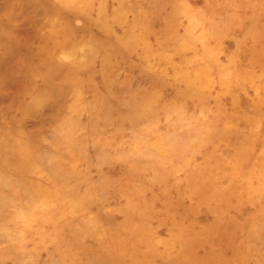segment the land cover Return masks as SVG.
I'll return each instance as SVG.
<instances>
[{
	"label": "rangeland",
	"instance_id": "374dc122",
	"mask_svg": "<svg viewBox=\"0 0 264 264\" xmlns=\"http://www.w3.org/2000/svg\"><path fill=\"white\" fill-rule=\"evenodd\" d=\"M0 264H264V0H0Z\"/></svg>",
	"mask_w": 264,
	"mask_h": 264
}]
</instances>
